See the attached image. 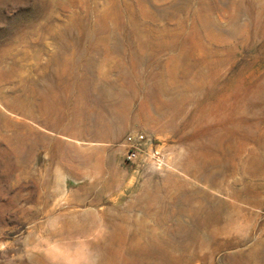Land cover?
Masks as SVG:
<instances>
[{"label":"rangeland","instance_id":"374dc122","mask_svg":"<svg viewBox=\"0 0 264 264\" xmlns=\"http://www.w3.org/2000/svg\"><path fill=\"white\" fill-rule=\"evenodd\" d=\"M260 99L264 0H0V264H264Z\"/></svg>","mask_w":264,"mask_h":264},{"label":"built area","instance_id":"2783aa9c","mask_svg":"<svg viewBox=\"0 0 264 264\" xmlns=\"http://www.w3.org/2000/svg\"><path fill=\"white\" fill-rule=\"evenodd\" d=\"M125 145L127 147L125 161L129 164H134L140 161L146 148L150 151V161L154 165L161 167L164 164L159 148L154 144V141L142 133L127 134L125 137Z\"/></svg>","mask_w":264,"mask_h":264},{"label":"bare ground","instance_id":"6f19581e","mask_svg":"<svg viewBox=\"0 0 264 264\" xmlns=\"http://www.w3.org/2000/svg\"><path fill=\"white\" fill-rule=\"evenodd\" d=\"M257 102H259L260 104H263L264 103V99H260Z\"/></svg>","mask_w":264,"mask_h":264}]
</instances>
